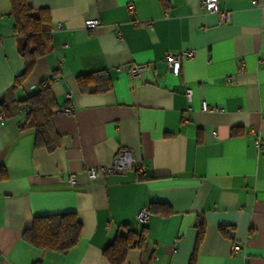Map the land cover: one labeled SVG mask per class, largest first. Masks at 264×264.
Listing matches in <instances>:
<instances>
[{
    "label": "crops",
    "instance_id": "crops-1",
    "mask_svg": "<svg viewBox=\"0 0 264 264\" xmlns=\"http://www.w3.org/2000/svg\"><path fill=\"white\" fill-rule=\"evenodd\" d=\"M28 1L48 12L47 51L13 89L26 38L10 0H0V264H111L105 248L126 227L142 230L145 207L144 240L122 264H264V144L255 141H264V0H219L225 23L204 0ZM91 19L100 20L94 29ZM191 50L173 75L166 55ZM129 65L146 68L133 77ZM99 70L111 88L81 90L78 76ZM46 79L61 134L51 152L35 145L19 102ZM70 104L73 112H59ZM123 147L134 169L88 178ZM66 212L83 224L73 248L23 237L36 216Z\"/></svg>",
    "mask_w": 264,
    "mask_h": 264
},
{
    "label": "trees",
    "instance_id": "trees-1",
    "mask_svg": "<svg viewBox=\"0 0 264 264\" xmlns=\"http://www.w3.org/2000/svg\"><path fill=\"white\" fill-rule=\"evenodd\" d=\"M11 15L14 17V30L25 36L21 54L24 58V70L14 79L12 88L21 86L23 80L32 72L36 60L44 55L47 48L43 37L48 32L47 10H36L28 0H10ZM42 83V82H41ZM40 86L28 94L25 100L28 110L24 127L34 128L36 131L35 145L45 147L49 152L61 144V134L58 132L53 116L56 112L55 98L49 87ZM79 87L83 91L102 92L111 88V82L103 70L93 71L78 76ZM4 111L7 107L2 104ZM152 212V207H147ZM166 209L163 213H168ZM146 224V223H145ZM145 224L142 230L126 227L104 250L106 260L111 264H122L127 252L142 244L145 235ZM82 221L76 212H66L36 216L31 227L23 232V237L35 246L52 251L66 252L79 241ZM197 246L202 239L204 222L198 224ZM190 264H193L191 260Z\"/></svg>",
    "mask_w": 264,
    "mask_h": 264
},
{
    "label": "built area",
    "instance_id": "built-area-1",
    "mask_svg": "<svg viewBox=\"0 0 264 264\" xmlns=\"http://www.w3.org/2000/svg\"><path fill=\"white\" fill-rule=\"evenodd\" d=\"M253 4H255L256 0H251ZM203 5L208 13H216L219 16V23H225L230 20V12L226 10H222L219 8V0H204ZM128 8L132 11L134 10V4L132 2L128 3ZM100 24L99 19H91L86 21V26L90 29H94ZM195 54V51H183L181 53H168L166 55V62L169 67V71L175 75L178 76L181 70V63L183 58H191ZM144 65H129L127 67L128 72L133 77H139L142 75L143 71L145 70ZM51 84L50 79H46L42 81L41 86L42 87H48ZM187 97L190 99L192 96V90L188 89L186 92ZM70 97V96H69ZM202 109L204 111H212L214 110L213 107H209L207 102H203ZM74 107L73 105H67L63 108L59 109V112L61 113H71L73 112ZM4 118L3 113L0 115V120L2 121ZM185 122H188L189 119L185 118ZM256 144L260 148L263 146L264 141L260 136H257ZM137 165V160L134 157V154L132 150L129 148L123 147L119 148L114 156V159L111 164L105 165V166H99V167H89L86 169V173L88 175V178L90 180H94L98 177L99 174H108V173H124L126 171L132 170ZM69 184H75L76 183V176L74 174L69 175L68 178ZM150 218V211L147 207L142 208L139 213V222L142 224H145L148 222ZM232 250L235 252H238L241 250V247L238 243L233 242L232 244Z\"/></svg>",
    "mask_w": 264,
    "mask_h": 264
}]
</instances>
